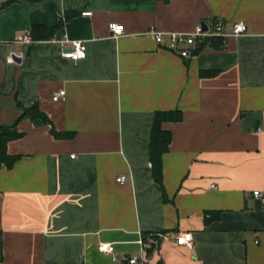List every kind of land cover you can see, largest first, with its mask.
<instances>
[{
    "label": "crops",
    "instance_id": "1",
    "mask_svg": "<svg viewBox=\"0 0 264 264\" xmlns=\"http://www.w3.org/2000/svg\"><path fill=\"white\" fill-rule=\"evenodd\" d=\"M215 20L246 31L185 57L145 33ZM26 31L30 44L13 42ZM62 38L83 56H61ZM174 108L181 119L159 124L170 142L158 184L150 124ZM11 124L0 264H264V0H0V125ZM181 232L190 250L174 244Z\"/></svg>",
    "mask_w": 264,
    "mask_h": 264
},
{
    "label": "built area",
    "instance_id": "2",
    "mask_svg": "<svg viewBox=\"0 0 264 264\" xmlns=\"http://www.w3.org/2000/svg\"><path fill=\"white\" fill-rule=\"evenodd\" d=\"M109 35L111 38H117L122 34V26L118 23L111 22L108 24ZM244 24L240 21H236L230 24L228 28H224V23L220 20H215L213 22H201L197 24L192 31L190 32H161L155 30L154 28H149L145 31L146 34L151 36L153 42L158 45H161L163 48L167 50H171L176 52L180 57L189 56L193 49H198L200 46H209V43L212 40L219 39L223 40L227 37L237 36L243 34L245 32ZM15 43L19 44H30L32 42V38L29 37L28 32H24L20 35L15 36L13 40ZM69 43V46L66 47L65 44ZM59 44L61 45V56L69 58L71 60H77V58H81L83 56L84 45L80 40L77 41H68L65 38L59 40ZM16 58V54L9 53V55L5 58V61L8 63H12ZM64 90H57L54 92L50 99L53 101L63 100ZM124 180V176H119L116 178V181L122 182ZM208 186L214 187L213 184H209ZM252 195L259 197L260 193L257 190L252 191ZM140 242V241H139ZM175 245H181L187 249H191V233L189 232H181L174 237L173 240ZM142 243V241H141ZM110 245L108 243H99L96 247L97 251H102L104 253L110 252ZM126 264H142L141 257L131 256L130 258H126Z\"/></svg>",
    "mask_w": 264,
    "mask_h": 264
},
{
    "label": "trees",
    "instance_id": "3",
    "mask_svg": "<svg viewBox=\"0 0 264 264\" xmlns=\"http://www.w3.org/2000/svg\"><path fill=\"white\" fill-rule=\"evenodd\" d=\"M43 27L41 26H31V33L35 30V33H32L31 35L34 38H46L48 36L49 31L45 32H36L38 29H41ZM219 40V39H216ZM212 40L211 42H213ZM215 43V42H214ZM212 46H215L214 44H210ZM201 73H207V72H201ZM209 73V72H208ZM35 106V105H34ZM33 106V107H34ZM27 110H22L21 116L28 115L26 112ZM34 116L39 117L41 120H44V117L39 114L35 113L33 116L30 115V118H33ZM181 119V111L174 108L171 110H156L153 113L152 122L150 124V135H149V144H148V157L150 162V172L152 175L153 180L159 184L161 179V154L167 151L168 145H169V132L167 130H164L159 126L161 122H172V121H179ZM50 134L54 138H65L70 137L72 133L70 132H58L52 127H49ZM20 135L19 132L15 131L14 124L11 125H0V164L5 165L7 168L11 167L14 161L18 158L15 155H8L5 152V142L11 139L18 138Z\"/></svg>",
    "mask_w": 264,
    "mask_h": 264
},
{
    "label": "water",
    "instance_id": "4",
    "mask_svg": "<svg viewBox=\"0 0 264 264\" xmlns=\"http://www.w3.org/2000/svg\"><path fill=\"white\" fill-rule=\"evenodd\" d=\"M34 122L35 123H39L38 119L34 120ZM0 246H1V244H0ZM152 248H153V243L149 242L148 245L144 247V250L146 252H151L153 250ZM1 258H2V255L0 253V260H1ZM122 264H126V260L125 259L122 261Z\"/></svg>",
    "mask_w": 264,
    "mask_h": 264
}]
</instances>
